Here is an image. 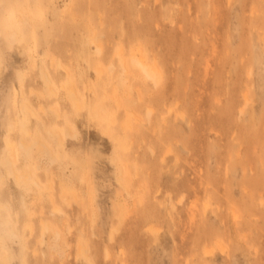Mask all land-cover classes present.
I'll return each instance as SVG.
<instances>
[{
    "label": "rangeland",
    "instance_id": "374dc122",
    "mask_svg": "<svg viewBox=\"0 0 264 264\" xmlns=\"http://www.w3.org/2000/svg\"><path fill=\"white\" fill-rule=\"evenodd\" d=\"M0 264H264V0H0Z\"/></svg>",
    "mask_w": 264,
    "mask_h": 264
},
{
    "label": "bare ground",
    "instance_id": "6f19581e",
    "mask_svg": "<svg viewBox=\"0 0 264 264\" xmlns=\"http://www.w3.org/2000/svg\"><path fill=\"white\" fill-rule=\"evenodd\" d=\"M2 35H4L3 37H6L7 39V41L9 40L10 41V43H11V41L13 42L14 40L16 41V39L18 38V32H17V30L16 29H14V28H10V29H8L7 31H5ZM91 40V42L93 41V39L91 38L90 39ZM96 47V51L97 52H99L100 51V47L99 46H95ZM129 60H130V63L134 66V67H137L138 69H140V71L144 74V76L147 78V79H149L150 81H151V83H153L155 86L158 84V77H157V73H156V68L148 61V60H146L145 58H144V56H143V54L142 53H140V52H137V51H135V50H132L131 52H130V56H129ZM124 61H123V59L122 58H120V63H121V67H122V71H125L126 69H125V67H124V63H123ZM41 76H42V79H43V81H44V83L48 86L47 87V91L49 92V93H51V94H54L55 93V91L53 90V89H51L50 88V79H49V77H48V75H47V72L44 70V69H41ZM74 86L73 87H69L68 89H67V93H66V97L67 98H69V100H70V102H71V104L73 105V106H77L78 104H79V101L81 100L80 99V97L78 96V92H77V90L75 91L74 89ZM115 102H116V105H117V107H119L120 108V103L118 102V100H115ZM103 103L101 102V105H102ZM100 105V106H101ZM27 108H29V112H30V114H31V111H32V109L30 108V107H27ZM27 108H25V106H21V110H22V118H20V127H18V128H21V131H22V133L25 135L27 132H28V130L29 129H26V124H27V121H28V119H27V115H26V111H27ZM100 108V107H99ZM103 109H104V107H102ZM101 108V109H102ZM101 109H99V110H101ZM105 110V109H104ZM103 111V110H102ZM107 112V111H106ZM103 113V112H102ZM104 113H105V111H104ZM103 113V114H104ZM147 113H148V115H150V113H151V109H148V111H147ZM56 115H57V113H55ZM96 114V113H95ZM106 114V113H105ZM32 115V114H31ZM60 114H58V116H59ZM94 115V114H93ZM93 115H92V117H93ZM33 116V115H32ZM57 116V117H58ZM94 116H96V115H94ZM61 115H60V119H61ZM91 117V119L93 120V118ZM94 118H98V115H97V117H94ZM58 119V118H57ZM102 119V118H101ZM100 120V119H99ZM135 120H137V118H135ZM104 122H105V120H104ZM108 122V121H107ZM44 125H45V123H43ZM101 124V123H100ZM99 124V125H100ZM116 125V124H115ZM12 126V125H11ZM14 126V125H13ZM12 126V127H13ZM45 127V126H44ZM67 126H65V128H66ZM11 127H9L8 129L9 130H11V131H13L12 129H10ZM64 128V129H65ZM121 128H122V130L123 131H125V130H127L128 128H129V126H128V124L127 123H122L121 124ZM67 129V128H66ZM65 129V130H66ZM45 130V129H44ZM69 130H71V129H69ZM105 130V129H104ZM57 131H59V130H57ZM67 131V130H66ZM66 131H64V134H65V132ZM100 131H103V130H100ZM9 132V131H8ZM103 132H105V131H103ZM107 132V131H106ZM105 132V133H106ZM110 132V131H109ZM21 133V134H22ZM28 133H30V132H28ZM27 133V134H28ZM55 135H57V133H56V131H55V129H54V132H53ZM63 133V132H62ZM68 133H69V131H68ZM70 133H72V132H70ZM104 133V134H105ZM9 134H10V132H9ZM8 134V135H9ZM22 134V135H23ZM59 134H60V132H58V137H56V138H58V139H55V140H59V139H61V138H63L64 139V137H59ZM103 134V135H104ZM108 134V132L106 133V135ZM21 135V136H22ZM31 135V134H30ZM66 135H68V134H66ZM70 135H72L73 136V134H70ZM109 135H111L110 133H109ZM65 137H67V136H65ZM109 138L111 137V136H108ZM68 138V137H67ZM111 138H113V137H111ZM116 138H117V136H116ZM116 138H113V139H116ZM41 139V138H40ZM117 139H119V138H117ZM8 141V140H7ZM36 141L38 142L39 140H37V138H36ZM41 141V140H40ZM11 141H9V143H10ZM19 142V146L21 147V149H23L26 153H30L31 152V150H32V143L31 144H29V143H27L25 140H20V141H18ZM43 141H41L40 143H41V145L43 146V148H44V150H46L47 152L46 153H48V154H50V151L48 150V148L49 147H46V145L44 144V143H42ZM59 142H61L60 144H62V139H61V141H59ZM59 142H56L55 141V143H59ZM116 142V141H115ZM114 142V143H115ZM40 143H38V144H40ZM64 143V142H63ZM120 144V143H119ZM10 145H12V143H10ZM116 145H117V143H116ZM120 145H122V144H120ZM9 146V145H8ZM63 146H64V144H63ZM62 146V147H63ZM118 147H119V145H117ZM11 148V147H10ZM15 148V147H14ZM42 148V149H43ZM123 149H126V146H124L123 145ZM9 150V149H8ZM51 150V149H50ZM9 151H14V150H12V149H10ZM59 151H61V150H59ZM152 151V150H151ZM14 153L12 152V154L11 153H9L8 152V154H6V156L4 157V159L2 160V164H3V166H4V168H5V170L9 173V174H11L12 176H13V178H14V181L17 183V184H20V186L23 188V190L24 189H27V187L31 184V183H35V185H38V183L35 181V179L33 178V176H32V174L30 173V172H28V171H23L22 173L20 172V174H16L15 172L16 171H14V168H13V161H15L14 159H12L11 157H12V155H13ZM47 154V155H48ZM57 154H59V153H57ZM16 155V154H15ZM60 155H61V152H60ZM57 156H59V155H57ZM56 156V158H58V159H60L61 160V158H63V156L61 157V156H59V157H57ZM65 157V156H64ZM55 158V157H54ZM55 160V159H54ZM72 160V159H71ZM24 168V167H23ZM119 169H120V167H119ZM38 171V170H37ZM18 173V172H17ZM118 179H120V178H118ZM41 185V184H40ZM43 186V185H42ZM40 187V186H39ZM30 188V187H29ZM38 189V188H37ZM47 190V189H46ZM124 190H125V192H126V194H129V191L126 189V188H124ZM24 191H26V190H24ZM29 191V190H28ZM41 192V191H40ZM50 200V199H49ZM1 208H3V207H1ZM8 210V209H7ZM6 221V220H5ZM7 222V221H6ZM8 226V225H7ZM9 227V226H8ZM12 229V228H11ZM10 228H9V233L10 234H13V233H15L14 232V230L12 231ZM46 229V228H45ZM155 229V228H154ZM156 230V229H155ZM3 247V246H2ZM206 249H208V248H206ZM213 249V248H212ZM209 251L210 250H205L204 252L205 253H209ZM82 252H83V256H84V258H86V260H88L89 261V257L87 256V253H86V249H85V247H83V250H82Z\"/></svg>",
    "mask_w": 264,
    "mask_h": 264
}]
</instances>
